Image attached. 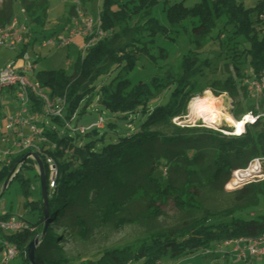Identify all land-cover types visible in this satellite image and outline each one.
I'll list each match as a JSON object with an SVG mask.
<instances>
[{
  "label": "trees",
  "instance_id": "1",
  "mask_svg": "<svg viewBox=\"0 0 264 264\" xmlns=\"http://www.w3.org/2000/svg\"><path fill=\"white\" fill-rule=\"evenodd\" d=\"M185 1L104 0L99 16L105 35L73 63L72 72L36 73L52 99L66 97L62 118H49L66 130V121L80 110L86 112L93 95L100 107L121 115L119 119L131 126L120 133L115 121H109L102 135L100 129L96 135L93 130L59 135L43 124L39 151L19 152L8 163L0 160V194L12 172L11 179L22 182L25 194L30 192V179L22 170L36 164L31 158L23 162L32 152L43 161L47 182L46 157L57 170L54 188L48 187V218L40 198L32 202L34 221L23 218L30 224L25 230L0 231V264L4 242L19 250L15 264H30L28 247L34 239L36 264H71V248L87 242L93 232L116 234L129 226L140 228L141 237L125 247L126 252L104 250L101 258H109L107 264H127L128 254L134 258L132 250L134 260L158 264L164 257L192 255L215 244L264 237V179L239 190L226 189L234 171L246 169L253 160L264 161V119L247 125L241 137L173 122L187 113L197 85L217 96L227 94L236 104L232 115L238 120L255 110L258 100L250 99L241 84L264 71V0L249 8L239 0H198L192 7ZM19 3L31 22L42 24L48 0ZM160 4L169 27L153 16ZM13 11V0L2 2L0 28L12 22ZM187 21L189 26L183 25ZM174 25L191 29L193 36L209 37L214 49L206 56L192 51L178 71L167 69L149 82L134 81L132 74L142 61L155 64L159 56L166 58L161 45L171 38ZM242 96L251 100L247 106ZM32 100L36 111L40 101ZM248 211L253 217L243 218ZM9 215L1 214L0 219Z\"/></svg>",
  "mask_w": 264,
  "mask_h": 264
},
{
  "label": "rangeland",
  "instance_id": "2",
  "mask_svg": "<svg viewBox=\"0 0 264 264\" xmlns=\"http://www.w3.org/2000/svg\"><path fill=\"white\" fill-rule=\"evenodd\" d=\"M5 1L6 0H0V5H2V2ZM103 1L104 0H81V8L83 9L85 14L97 21L99 18L100 7ZM197 1L198 0H186L184 5L186 7H192ZM258 1L259 0H239V2L243 3L247 8L254 7L258 3ZM19 2L20 0H13L14 18L19 21L20 25L26 27L27 32L21 38L22 41L13 48H8L4 45H0V69L8 64H15L14 62L18 60L20 56L22 58L23 53H27L31 59V62L36 67L35 73L47 69L48 71L66 69L71 73L73 63L79 57L83 58L80 50H82L86 46L87 42L85 41V38L81 35L76 36L70 46L65 47H58L55 43H49V40L55 37L57 34L63 33L66 28L72 26L73 15H71L70 12L76 6V1L48 0V14L42 24L31 22L28 19V16L22 11ZM153 16L163 26L169 27L170 23L166 18V13L161 4L154 7ZM189 24L190 22L188 23V21L183 23V25L187 26H189ZM180 29L181 28H176V25H174V31L172 32L171 38H164L165 40L164 42H162L163 45H161V48H164L168 52L166 58H161V56H159L158 54L159 57L156 59L158 62L155 64H151L147 60L142 61L141 67L136 69L135 72H133L134 74H132L134 81L142 80L145 82H149L153 77L163 74L167 69L178 71L180 70V65L183 57L191 54L192 51H202L205 53L204 56H206L207 51L209 52L211 49H214V46H211L212 42L209 37H196L193 36V33H191V29L188 31H183ZM176 30H178L179 32H177ZM205 83H207L206 79H202V84ZM43 87L47 88L46 92L47 95L49 94V98L51 99V101L54 100V102L52 101V106L49 107L50 111L47 112L46 106L39 99V107H35L36 111L32 109L31 104L34 105L32 99L35 96L32 97L30 103L27 105V109L29 111L27 115L28 119H30V121L33 123L36 122L38 129H42L43 126L42 120L38 121L41 117L46 118L47 125L44 124L45 127L50 126V128L57 131L59 135H74V133L78 134L80 133V130L82 128L86 129L92 125H95V127H97H94L93 131H97V129H100L99 134L102 135L105 133L106 130L104 129H106L107 123L109 121H115L116 129L120 133L131 126V124H128L125 120L119 119L121 115L118 116L112 112L105 110V108L103 109L102 107H100L97 97L93 95V102L88 107L86 112L84 110H80L79 112L75 113L74 117L71 120L66 121V127L70 129V131L66 130L65 128L59 126L56 122L49 119L51 116H55L53 112L55 113L56 110L65 108L64 106L67 101L66 97H58L57 99H52L50 97V88L46 86ZM196 87L197 90L193 95L190 96L188 100L187 113L183 116L174 118L173 122L175 121L174 123L176 125L182 127L190 126L202 127V129H212L222 132L224 135H227L226 133L233 131L234 129L223 119L224 115L227 114L231 115L233 119L238 121V119H236L232 115L234 111L233 109L236 106V104L231 101L232 99L227 94L217 96L209 87L203 88V86L199 85H197ZM206 90H209L211 95H206ZM203 99L214 100L216 112L221 114L218 123H216L212 127L205 126L203 114L201 116L197 115L198 105L200 103V100L202 101ZM250 99L256 102L253 97H251ZM57 100H59L58 103ZM241 100L243 106H247L251 101H249V99H245L243 96ZM257 103L259 105L262 104L260 100H258ZM21 108V102L16 93L12 96V94H9L8 89H4L0 95V151H6L10 148V145H7L6 142H1V137L7 135L9 136L10 134L9 131L5 128V123L8 122L9 116H14L16 113L20 112L22 110ZM36 116H38V120H32V118ZM101 120H103V122H99ZM29 131L30 135L27 136H33L31 130ZM106 136H109V134H107ZM228 136L234 137L231 135ZM38 137L41 136L38 135ZM41 140L42 142L39 139H35L31 148L33 150L39 151L44 141L43 139ZM84 140H88V138L84 137ZM49 147V145H46L45 148L48 149ZM40 153L41 155L44 154L43 152ZM30 158L33 159V157ZM255 161L256 160H253L246 169H249ZM258 161L257 162L259 164L260 170H258V172L254 174L253 177L247 179L243 184L232 188L226 187V189L229 191L239 190L248 183L263 180L264 161ZM37 167L38 166L36 164L33 165L29 163L26 167L24 166V169L22 170V175L24 176V178L30 179L31 183V190L28 194L24 193L22 182L18 180L10 181L2 198L0 199V215L11 213L14 216L24 218L29 222L34 221L37 211L32 209V202H36L41 198V181L39 176L37 177L39 173V169ZM253 212L257 213L258 210H255ZM248 213L249 211L243 213L241 216L245 219L253 217V213ZM140 237L141 230L138 227L136 228V226L126 227L119 233L109 235L101 234V232L97 233L95 231L90 235V238L87 242L78 244L71 248V264H107L110 261L109 258H101L104 250L117 248L121 251L126 252L125 247L135 244ZM220 244L222 245L223 243ZM220 248L221 247H219V249ZM134 249H137V245ZM134 251L136 250H132L135 258ZM218 252L216 248L213 250L212 248H205L192 255H182L175 258L164 257L159 263L235 264L231 259H228V261L222 260V257L221 260L217 259L219 257L217 255H220L218 254ZM127 257L129 258L127 264H143L145 262L143 259L134 260V258H130L132 257V255L130 254H128ZM15 263L16 262L13 261L11 264Z\"/></svg>",
  "mask_w": 264,
  "mask_h": 264
},
{
  "label": "built area",
  "instance_id": "3",
  "mask_svg": "<svg viewBox=\"0 0 264 264\" xmlns=\"http://www.w3.org/2000/svg\"><path fill=\"white\" fill-rule=\"evenodd\" d=\"M76 6L74 7V14L72 19V26L65 29L63 33L57 34L55 37L49 40V43L56 44L58 47L70 46L76 36H83L85 38L86 46L80 50L82 56L84 57L86 52L96 44V42L102 39L105 35L101 31V21L100 16L97 21L89 17L84 13L81 8V0H75ZM23 11V10H22ZM24 12V11H23ZM27 29L23 25L19 24L16 18H13L12 22L5 28H0V45H4L8 48H13L17 46L21 41L24 34H26ZM94 36V37H93ZM22 66L18 67L15 64H8L0 69V95L4 89H12L15 91L17 97L19 98L22 106V110L9 118L7 129H12L15 125L23 123L30 126L32 133L35 136L41 135V130L38 129L36 122L33 123L30 119L24 120L25 116L28 115L27 105L30 103L32 97L35 96L44 103L47 108V112L50 111L52 106V101L47 95V88L36 79L35 77V65L31 62V59L27 53L22 55ZM246 87L249 95L253 99L263 101L264 99V71L259 75H254L251 78H246L241 84ZM59 100H57V103ZM253 115H260L264 113V104L255 106L254 111H250ZM57 117H62L63 109L60 108L53 112ZM38 116L33 117L37 120ZM260 119H264V115H261ZM259 119V120H260ZM257 120V122L259 121ZM103 122V120L99 121ZM256 122V123H257ZM253 125V124H248ZM95 125H92L86 129L82 128L80 130L81 134L93 130ZM97 128V127H95ZM31 139H21L20 147L22 150H28L32 147ZM10 157L9 152H0V160L8 163V158ZM46 162L49 168V187L52 190L55 186V179L57 176V170L53 159L46 157ZM29 224L21 218L14 215H9L4 219H0V231L2 233H14L18 231L25 230ZM229 244L234 245V254L236 259L239 261H249L251 259H264V237L255 239H236L232 241H227L222 244L226 246ZM220 246V250H222ZM2 252V262L1 264H7L13 261L18 255L19 250L16 246L8 242H4ZM208 252V251H207Z\"/></svg>",
  "mask_w": 264,
  "mask_h": 264
},
{
  "label": "crops",
  "instance_id": "4",
  "mask_svg": "<svg viewBox=\"0 0 264 264\" xmlns=\"http://www.w3.org/2000/svg\"><path fill=\"white\" fill-rule=\"evenodd\" d=\"M14 63L18 67L22 66L23 61H22L21 56ZM8 91H9V94H12V96H13V94H15L14 90H12V89H8ZM32 106L33 105L31 104V108L33 109ZM10 117H12V116H9V118ZM24 118H25L24 120H26L28 118V116L26 115ZM37 120H38V118H37ZM41 120H42V125L43 124L47 125L46 118H44V117L42 118L41 117L40 120H38V121H41ZM8 122H9V120H8ZM8 122L5 123V128H6V130L9 131L10 134H9V136L7 135V136L1 137V142H6L7 145H10V148H9V150L0 151V152H9L10 153V157L16 156L19 152L24 151L20 147L21 139H25V138L26 139H31L32 142H34L35 139L36 140L39 139L41 141V138L38 137V136H35L34 134L31 137L27 136V135H30V131L29 130H31L29 125L20 123V124L15 125L12 129H7ZM26 130H28V131H26ZM5 214H11V213H5ZM220 246H222V245L221 244H215L213 247H211L212 250L216 248L217 252L219 251L218 254H220V255H217V256H219L217 258L219 260H221V257H222V260L228 261V259H231L235 264H241V263H243V264H264V259H252V260L247 261L245 263H244V261L237 260L235 254L233 252V250H234V245L233 244L222 246V251H220V249H219Z\"/></svg>",
  "mask_w": 264,
  "mask_h": 264
},
{
  "label": "clouds",
  "instance_id": "5",
  "mask_svg": "<svg viewBox=\"0 0 264 264\" xmlns=\"http://www.w3.org/2000/svg\"><path fill=\"white\" fill-rule=\"evenodd\" d=\"M206 95H211L209 90H206ZM203 103L208 104V101L205 100ZM204 113H209V115L203 116L205 126L207 127H212L213 125L217 123L218 120H220L221 114L218 112H215L211 108L210 104L208 107H203V106L199 107L197 115L201 116ZM261 115H264V113H261L260 115H253L252 112H247L243 114L242 117L237 121L233 119L231 115L225 114L223 117L224 121H226L234 129L233 131L226 133V134L234 136V137H241L245 135L247 131L246 125L256 124L257 120L260 119ZM227 187H231V185H228Z\"/></svg>",
  "mask_w": 264,
  "mask_h": 264
},
{
  "label": "water",
  "instance_id": "6",
  "mask_svg": "<svg viewBox=\"0 0 264 264\" xmlns=\"http://www.w3.org/2000/svg\"><path fill=\"white\" fill-rule=\"evenodd\" d=\"M97 131L94 130L93 131V134L96 135ZM30 157H33V159H35L36 161V164L38 166V169H39V173H40V181H41V199H42V204H43V213H44V218L47 219L48 216H49V194H48V190H49V182H47V179H46V176L44 174V170H43V161L41 160L40 157H38V155L35 153V152H32L30 154H28L23 162L30 158ZM14 172H12L10 174V176L7 178L6 182L4 183V186H3V189L1 191V194H0V199L2 198L8 184L10 183V181L12 180L11 176L13 175ZM49 187V188H48ZM48 228V224H46L45 226V229ZM38 244V240L37 239H34L29 247H28V259H29V262L30 264H36L35 263V249H36V246Z\"/></svg>",
  "mask_w": 264,
  "mask_h": 264
},
{
  "label": "bare ground",
  "instance_id": "7",
  "mask_svg": "<svg viewBox=\"0 0 264 264\" xmlns=\"http://www.w3.org/2000/svg\"><path fill=\"white\" fill-rule=\"evenodd\" d=\"M207 100L208 104H204L203 102ZM209 104L211 105V108L216 112V106H215V101L214 100H209V99H203L202 101L200 100V103L198 105V109L200 106L203 107H208ZM209 115V113H204L203 116H207ZM219 121V120H218ZM217 121V123H218ZM258 160H256L255 162H253V164L250 166L249 169H240V170H236L232 173L231 176V180L229 181L228 184H226V187L228 185H231V187H227V188H232V187H236L240 184H243L247 179L251 178L254 176V174H256L258 172L259 169V164L257 162Z\"/></svg>",
  "mask_w": 264,
  "mask_h": 264
}]
</instances>
